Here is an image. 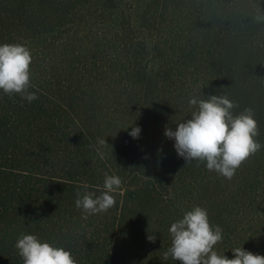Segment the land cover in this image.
Segmentation results:
<instances>
[{
	"label": "trees",
	"instance_id": "16d2710c",
	"mask_svg": "<svg viewBox=\"0 0 264 264\" xmlns=\"http://www.w3.org/2000/svg\"><path fill=\"white\" fill-rule=\"evenodd\" d=\"M258 5L0 0V44L30 49L38 96L0 91V264H23L21 234L69 250L77 264H181L163 258L169 228L195 206L222 228L218 254L231 259L242 246L264 255V147L228 180L204 162L186 164L164 134L191 118V97L218 94L238 105L234 115L254 110L264 146ZM105 173L121 178L123 194L84 220L76 193L87 184L100 195Z\"/></svg>",
	"mask_w": 264,
	"mask_h": 264
},
{
	"label": "clouds",
	"instance_id": "9594fccd",
	"mask_svg": "<svg viewBox=\"0 0 264 264\" xmlns=\"http://www.w3.org/2000/svg\"><path fill=\"white\" fill-rule=\"evenodd\" d=\"M256 23H264V7L257 6L253 17ZM32 53L25 45L0 44V91L8 96L20 95L29 103L38 99L30 92ZM195 110L191 118L179 122L175 130L165 126L164 134L175 141L178 156L188 163H206L209 171H215L231 180L236 170L262 146L255 138L259 135L258 122L254 110L246 107L238 115L233 109L238 105L224 95H209L207 99L193 96L188 101ZM130 126V125H129ZM127 128V127H126ZM141 129L133 126L130 136L138 138ZM102 147L108 146L105 138L98 139ZM81 195L77 191L75 206L84 220L90 215L107 212L116 206V195H122V180L117 175L105 173L100 195L83 185ZM171 246L164 253V260L171 257L181 264H264V255L254 254L242 246L232 249L233 258L218 254L215 246L222 241V228L213 227L206 209L195 206L173 222L169 228ZM148 240L155 242L154 234ZM23 264H77L71 252L36 235L21 234L15 244Z\"/></svg>",
	"mask_w": 264,
	"mask_h": 264
},
{
	"label": "rangeland",
	"instance_id": "374dc122",
	"mask_svg": "<svg viewBox=\"0 0 264 264\" xmlns=\"http://www.w3.org/2000/svg\"><path fill=\"white\" fill-rule=\"evenodd\" d=\"M143 1L145 0H133V8H138L139 6L141 7ZM131 3H129V7H131Z\"/></svg>",
	"mask_w": 264,
	"mask_h": 264
}]
</instances>
